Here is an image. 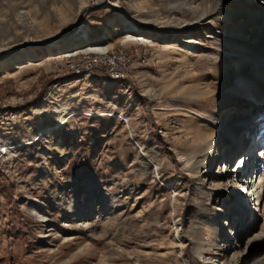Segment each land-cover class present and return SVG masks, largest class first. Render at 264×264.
<instances>
[{"label": "rangeland", "instance_id": "rangeland-1", "mask_svg": "<svg viewBox=\"0 0 264 264\" xmlns=\"http://www.w3.org/2000/svg\"><path fill=\"white\" fill-rule=\"evenodd\" d=\"M41 1L0 0V47L64 34L99 3L80 24L109 39L90 46L125 48L133 69L67 78L57 55L76 33L0 55L15 112L0 116V264H264V208L233 195L264 142V0ZM249 126L262 135L231 153Z\"/></svg>", "mask_w": 264, "mask_h": 264}, {"label": "bare ground", "instance_id": "bare-ground-1", "mask_svg": "<svg viewBox=\"0 0 264 264\" xmlns=\"http://www.w3.org/2000/svg\"><path fill=\"white\" fill-rule=\"evenodd\" d=\"M46 1L47 0H42L41 2L43 4H45ZM187 1L188 0H184L181 3V5L179 6V8L184 6ZM103 3H104V1H103ZM97 4H99V3H97ZM74 33L75 32H73L70 35H68L67 38L71 37ZM60 35L61 34L55 35L51 39H47L45 41L41 40V42H47L46 45L43 46V48L47 47V49L48 48L51 49L52 47H54V48L60 49V47H58L59 46L58 42L64 39V38H59ZM77 35H79V34H77ZM52 41H56V42H52ZM73 41L74 42L75 41H79V39L74 37ZM49 42H52V43H49ZM23 44H27V43H23ZM33 44L34 43L27 44V46L25 48H27V47L35 48V47H33ZM10 47H12V46H10ZM10 47H7V48H10ZM7 48H5V49H7ZM109 49H111V48H109V47H101V46H98V47H95V48L89 47V48L85 49L83 52H95V51H97V52L103 53L105 51H108ZM19 50H21V49H17L15 51H19ZM3 51H4V49L2 47H0V55L7 54L6 52L3 54L2 53ZM73 51H76V50H73ZM12 52H14V51H12ZM70 52H72V51H67L65 53H70ZM9 53H11V52H8V54ZM65 53H62V54H65ZM255 68L256 69H254V73H255V77L254 78H252V76H246V77L239 76L238 77V83L240 84L239 86H243V88H245L248 91H251V90H253L256 87V84H255L254 80L256 79V77L261 76L262 71H261V69L259 67H255ZM263 101H264V99H261V100L255 99V102H257L258 104L255 103L254 107L256 108V111H258L260 113L259 114L260 115L259 116L260 122H258V125L256 126V129L259 128V127H261V128L264 127V104H261ZM251 124H253V122H251ZM251 126H249V128L246 130V132L244 133V136L242 138H239V139L235 140L234 143L231 144V146H230L231 148L229 149V151L231 153L236 148H238L239 150L248 148V145L250 144V142L253 141V139L257 136V134H258L257 130L255 128L252 129ZM208 142H211V139H209ZM262 145L263 144H261V146ZM257 148L259 150L258 152H260V154H259L260 156L258 155L257 159L261 161V165H260V170L258 169L257 176L254 178L253 175H252L251 184H252V187H254V190H255L254 192L256 193V199H257L258 202H260V207L264 208V201H263V198H264L263 197V195H264V146L263 147H257ZM199 151H201V150H195V151L191 152L189 155L182 157L189 164L190 170L192 172H194V173H197L198 170L201 168V164H200L201 160L197 157ZM240 155H241V153H240ZM240 155H238L236 158L238 159V157ZM247 156H251V155H247ZM244 159L246 160V156L244 157ZM245 160L242 159L241 162L239 161L237 163V164H239L238 170L240 169V167L242 166L243 161H245ZM249 175H251V174H249ZM235 176H236V179H234V181L236 183L235 185L237 187L238 186L239 187L245 186V185H242V184H244L243 183L244 179H242V178H246L247 174L244 177H243V175H240V174H238V176L237 175H235ZM234 200H236L235 204L238 206V208L245 209L246 202L242 198L235 196ZM85 216H86V218L81 220V223H80L81 227H86V226L92 225V223L90 221L91 220V218H90L91 217V213L85 214Z\"/></svg>", "mask_w": 264, "mask_h": 264}, {"label": "built area", "instance_id": "built-area-1", "mask_svg": "<svg viewBox=\"0 0 264 264\" xmlns=\"http://www.w3.org/2000/svg\"><path fill=\"white\" fill-rule=\"evenodd\" d=\"M79 34L81 44L88 43L87 31L83 24H80L75 32ZM79 42V41H78ZM60 63L70 75L67 78H74L80 81L90 79L97 71L104 73L112 83H125L130 79L133 69V58L125 48H112L103 53L83 52L77 49L70 53L58 54ZM15 112L8 109L5 103L0 101V116L13 118Z\"/></svg>", "mask_w": 264, "mask_h": 264}, {"label": "water", "instance_id": "water-1", "mask_svg": "<svg viewBox=\"0 0 264 264\" xmlns=\"http://www.w3.org/2000/svg\"><path fill=\"white\" fill-rule=\"evenodd\" d=\"M104 1H105V0H104ZM98 6H99V4H97V3H96V4H92V5H90V6H87L82 12L79 13L78 18H77V20H76L74 26L71 28V30H69L68 32H66V33H64V34H61V35L59 36V38L68 37V35H70L71 33L76 32V30L78 29V27H79V25H80V21H81V19H82V16H83L84 12L87 11V10L94 9V8H96V7H98ZM46 43H47V42H41V41H38V42H36V43L33 44V47H35V48H37V47H43L44 45H46ZM26 46H27V44L20 43V44H18V45H14V46H12V47H10V48L5 49L2 53H5V52H12V51H15V50H17V49H23V48H25Z\"/></svg>", "mask_w": 264, "mask_h": 264}, {"label": "crops", "instance_id": "crops-1", "mask_svg": "<svg viewBox=\"0 0 264 264\" xmlns=\"http://www.w3.org/2000/svg\"><path fill=\"white\" fill-rule=\"evenodd\" d=\"M106 28L109 29V26H107ZM107 34H108L107 31H105V35H107ZM108 39H109V37H101V36L97 37V36L93 35V32H92L91 40L88 41V43L81 44L80 41L79 42L78 41H75V42L73 41L71 46H67L66 45L62 49L63 50H65V49L66 50H70L72 48L73 49H75V48L82 49L83 48L85 50V48L87 49L89 47L95 48V47H92V45L105 43L106 40H108ZM90 44H92V45L90 46ZM105 46H107V45H105ZM96 47H98V46H96Z\"/></svg>", "mask_w": 264, "mask_h": 264}]
</instances>
